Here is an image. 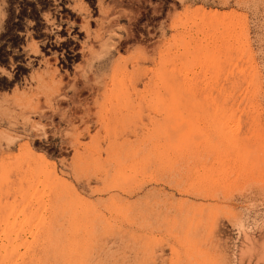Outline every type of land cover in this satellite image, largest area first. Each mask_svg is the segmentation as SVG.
<instances>
[{
  "label": "rangeland",
  "instance_id": "1",
  "mask_svg": "<svg viewBox=\"0 0 264 264\" xmlns=\"http://www.w3.org/2000/svg\"><path fill=\"white\" fill-rule=\"evenodd\" d=\"M0 264H264V0H0Z\"/></svg>",
  "mask_w": 264,
  "mask_h": 264
},
{
  "label": "bare ground",
  "instance_id": "2",
  "mask_svg": "<svg viewBox=\"0 0 264 264\" xmlns=\"http://www.w3.org/2000/svg\"><path fill=\"white\" fill-rule=\"evenodd\" d=\"M45 50L48 53L50 52L58 53V56L64 60L63 61L64 64L66 61H68L72 57L69 54L70 51L66 46V42H62L61 44L58 45L55 41H52V39L49 38L46 40ZM119 134L125 135V134H128V132L126 129H122L121 131H119Z\"/></svg>",
  "mask_w": 264,
  "mask_h": 264
}]
</instances>
